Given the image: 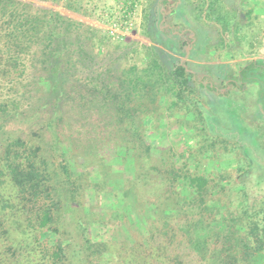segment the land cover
<instances>
[{"label":"rangeland","instance_id":"1","mask_svg":"<svg viewBox=\"0 0 264 264\" xmlns=\"http://www.w3.org/2000/svg\"><path fill=\"white\" fill-rule=\"evenodd\" d=\"M16 1L25 13L42 17L52 11L74 25L65 35L71 65L57 102L59 92L51 90L37 49L22 56L21 75L0 91V102L8 106L7 118L0 114V155L7 136L19 137L40 146L60 175L58 155H63L70 191L76 189L80 203L76 214L75 205L66 203L65 218L81 217L91 241L109 247L98 264H120L119 256L131 255L151 227L145 222L153 203L142 193L159 183L160 195L171 188L155 171L148 172L153 182L135 180L146 175L140 168L165 162L167 155L190 174L226 178L220 186L228 198H219L216 207L227 205L237 216L244 205L251 222L264 227V64L238 75L249 63L262 61L264 0H220V5L216 0L217 12L206 10L208 0ZM125 9L131 11L129 30H120L124 35L118 39L108 37L113 22L124 23ZM151 58L167 67L185 64L195 84L215 85L216 91L196 89L209 112L207 126L194 108L170 110L163 100L131 96L127 80L140 75ZM228 70L233 76L225 79ZM122 103L129 119L118 112ZM208 127L222 138L213 137ZM134 129L141 135L132 134ZM248 241L255 248L252 236ZM247 253L255 256L242 264H264V248Z\"/></svg>","mask_w":264,"mask_h":264},{"label":"trees","instance_id":"2","mask_svg":"<svg viewBox=\"0 0 264 264\" xmlns=\"http://www.w3.org/2000/svg\"><path fill=\"white\" fill-rule=\"evenodd\" d=\"M215 1L208 0L207 11L217 12L221 1L218 0L217 6ZM22 5L16 0H0V91L21 75L22 56L35 47V56L51 79V90L59 92L58 102L60 82L66 84L63 77L71 65L65 35L74 25L52 11L43 13L42 17L37 12L25 13ZM253 62L241 70L240 78L248 67L264 64L263 61ZM232 76V71L225 72V79ZM194 79L195 75L185 64L167 67L151 58L141 74H134L126 83L131 96L137 99L148 95L151 102L163 100L170 110L194 108L207 126L209 115L206 112H209L201 107L204 96L196 89L216 91L217 88L212 82L205 86L199 81L195 84ZM7 107L0 102L2 117L7 118ZM118 112L126 119L131 115L124 107ZM208 130L213 137H221L212 128ZM135 131L137 129L132 134L139 136ZM6 138L0 155V264H98L109 247L91 241L85 221L79 220L81 217L65 218L66 203L75 205L73 214L80 207L76 189L70 191L73 182L66 159L58 155L62 157L61 175L55 174L42 156L40 146L35 147L19 137ZM225 151L228 152L227 147ZM53 152L58 154L59 150ZM244 157L247 159L246 154ZM169 158L167 155L163 158L165 162L140 168L146 175L136 177V182L138 179L141 185L153 182L148 172L155 171L157 178H162L171 191L160 195L163 185L159 183L142 193L145 201L150 196L149 202L153 203L152 216L145 222L151 227L131 255L119 256L120 264H242L255 256L248 251L263 250L264 227L260 229L257 223L251 222L252 215L244 205L237 216L229 211L227 201H222L226 205L223 210L216 207L219 198H228L226 188L220 186L226 178L219 175L218 181L216 177L190 174L185 164L177 166ZM55 176L61 177L59 183L53 182ZM246 197L245 194L243 204ZM247 222H251L250 225H246ZM249 236L255 239V248L248 244ZM237 250L241 251L240 259L234 255Z\"/></svg>","mask_w":264,"mask_h":264},{"label":"built area","instance_id":"3","mask_svg":"<svg viewBox=\"0 0 264 264\" xmlns=\"http://www.w3.org/2000/svg\"><path fill=\"white\" fill-rule=\"evenodd\" d=\"M124 16L122 17L124 19V23L121 25L119 22H113L110 26V28L107 29L106 34L108 37L116 38L118 39L119 36H123L124 34L120 30H129L130 22L128 21L130 19L131 11L125 9L123 12ZM122 23V22H121ZM262 49H263V56L261 60L264 62V33L262 36Z\"/></svg>","mask_w":264,"mask_h":264},{"label":"water","instance_id":"4","mask_svg":"<svg viewBox=\"0 0 264 264\" xmlns=\"http://www.w3.org/2000/svg\"><path fill=\"white\" fill-rule=\"evenodd\" d=\"M187 52V51H186Z\"/></svg>","mask_w":264,"mask_h":264}]
</instances>
